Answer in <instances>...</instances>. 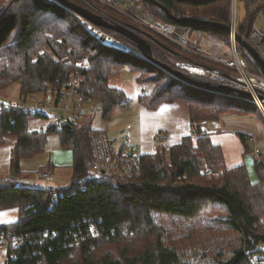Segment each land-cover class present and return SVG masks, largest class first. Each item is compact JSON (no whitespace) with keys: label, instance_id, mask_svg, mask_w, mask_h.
<instances>
[{"label":"trees","instance_id":"16d2710c","mask_svg":"<svg viewBox=\"0 0 264 264\" xmlns=\"http://www.w3.org/2000/svg\"><path fill=\"white\" fill-rule=\"evenodd\" d=\"M71 1L101 9L93 0ZM157 1L175 17L145 0L161 20L229 40L225 27L230 25L232 0ZM258 5L264 18V0ZM246 6L245 17L237 25L242 37L248 36L256 15ZM102 13L110 21L124 23L109 10ZM188 18L218 26L184 21ZM103 29L120 44L98 39L78 14L56 0H0V91L19 81L23 97L61 92L77 69L74 63L85 60L88 68L81 70L78 90L97 101L102 116L110 119L116 106L131 105L125 91L110 84L122 67L129 66L137 82L149 86L139 92L138 102L151 109L164 102H188L192 132L169 148L158 140L155 152L142 154V170L136 176L95 175L88 139L94 128L77 120L63 124L60 130L55 123L45 130L29 129L34 120L46 116L27 115L20 107L3 111L0 143L7 135H15L16 142L10 155V175L0 178V211L17 208L18 217L0 224V231L28 235L21 253L17 251L16 259L9 253L5 264H190L164 239L166 229L160 218L191 220L216 210L207 221L236 234L238 244L212 257V264H243L248 259L246 251L264 243V161L261 154L254 157L258 181H252L245 163L229 167L222 146L212 141L202 120L210 117L205 111L212 112L211 120L223 113L253 114L256 105L239 95L195 86L163 67L158 62L192 79L211 81L178 67L171 58L185 54L159 35L138 29L152 45L156 62L122 33ZM240 50L251 69L261 73L247 51ZM52 131L59 132L61 144L73 152L71 183L38 187L21 182L22 158L42 152ZM237 134L245 157L252 150L249 137ZM206 167L213 172L210 177L203 172ZM140 232L154 233V244L141 251L131 246L117 248L126 236Z\"/></svg>","mask_w":264,"mask_h":264},{"label":"built area","instance_id":"2783aa9c","mask_svg":"<svg viewBox=\"0 0 264 264\" xmlns=\"http://www.w3.org/2000/svg\"><path fill=\"white\" fill-rule=\"evenodd\" d=\"M57 1V0H56ZM87 2V0H81ZM101 9L96 10L88 5L89 10L103 16V9L113 12L119 16L124 23L117 20L110 21L129 28L139 34L141 30L159 35L178 47L187 59L179 60L178 67L185 69L192 74L205 76L216 84H223L235 89L248 92L257 107V111L264 115V74L257 73L251 69L250 64L243 58L241 46L235 38L237 25L240 22L237 18L238 2L245 1L251 11H256L248 38L244 36L259 53L264 61V22L259 23L263 17L262 11H258L259 0H232L229 40L226 41L201 29H194L187 25L174 24L161 20L148 8L145 0H93ZM258 11V12H257ZM81 17V16H80ZM83 24L101 41L109 44H120L116 38L105 31L102 27L95 25L89 20L81 17ZM141 29V30H138ZM124 48V47H123ZM77 68L72 74V79L63 86L61 92L48 91L42 94L27 96L29 100L20 98V101H4L0 97V126L3 124L2 112L20 107L27 115H44L46 119L53 121L61 129L63 124L70 121L82 120L91 110L94 99L85 96L78 90L79 77L82 69L88 68L85 60L74 63ZM52 111L54 117L48 115ZM13 121V120H12ZM11 121V122H12ZM32 127L30 126L29 129ZM130 128V126H128ZM33 129V128H32ZM127 136V131L124 132ZM92 150L91 172L95 175L100 173H116L126 176H136L142 170V153L139 151L140 144L125 138L122 145H115L108 133L101 129H94L88 134ZM157 140H162L160 137ZM42 177L50 180L47 172ZM27 234H11L0 231V251L4 257L0 264H5L9 258H17V251L27 243ZM248 259L243 264H264V243L246 251ZM40 264V263H39Z\"/></svg>","mask_w":264,"mask_h":264},{"label":"rangeland","instance_id":"374dc122","mask_svg":"<svg viewBox=\"0 0 264 264\" xmlns=\"http://www.w3.org/2000/svg\"><path fill=\"white\" fill-rule=\"evenodd\" d=\"M245 1L238 2L237 9V18L238 20H243L245 17ZM264 18L261 16L259 18V23H263ZM247 51V50H246ZM248 53V52H247ZM251 57V55L248 53ZM243 56V55H242ZM244 58V56H243ZM187 59V56L177 57L173 56L171 60L177 64L179 60ZM245 59V58H244ZM253 59V58H252ZM110 84L116 86L127 94V96L132 99V107L128 109L115 108V114L113 112V116L111 119H105L102 116V110L97 101H93L91 107H94L92 113L84 116L80 123L82 125L92 127L94 129H104L108 130V132L114 135L112 128L120 127L121 125H126L127 122L131 120H135V117L132 116L134 110L132 108H136V96L137 94L145 89H149L148 85H141L137 82L136 73L131 70L129 66H124L121 68L120 72L113 76L110 79ZM0 97L4 101H20V83L19 81L12 83L4 90L0 91ZM23 99V98H22ZM29 100L28 98H24ZM135 100V101H134ZM252 106H255L253 100L247 99ZM119 110H127L124 113H121ZM216 112V111H214ZM206 116L213 117L212 112L205 111ZM48 115L54 117L52 111H48ZM210 117H206L202 120V125L206 129L205 131L210 135V132L207 130L206 125L211 121L220 120V124L223 126V121L227 124V121H235V123L239 125H247L249 130L243 131L248 137L250 146L252 148L251 152L241 160V163H245L247 166V171L252 179V176L256 173L254 169V157L261 154L262 159L264 161V121L260 120L258 117L257 111L253 114H233V113H223L217 115V119H209ZM131 118V119H130ZM53 121V118L50 120L47 119H38L33 123L36 126L30 125L35 129H46L50 123ZM132 122V121H131ZM130 122V123H131ZM111 123V124H110ZM113 123V125H112ZM121 129V128H120ZM239 132V131H238ZM237 132V133H238ZM242 132V131H241ZM121 134V133H120ZM118 134L116 137V141L121 142V136ZM211 137V136H210ZM9 138H15L13 135H7L5 142L9 140ZM226 153V161L227 165H233L230 157L234 155L232 150H228L227 146H224ZM261 152V153H260ZM257 154V155H256ZM260 157V156H257ZM233 158V157H232ZM234 160V159H232ZM71 161V162H70ZM57 165L58 169L51 172V181H46L42 177V171L49 169V166L52 164ZM73 164V152L64 147L61 144L60 134L57 131L49 132L47 135V140L45 143V148L42 152L35 154L31 157H24L21 160L20 169L22 171V175L20 177V181L33 184L38 187L44 186H56V187H67L71 183L72 177V167ZM239 165V164H238ZM208 177L213 175L212 170L209 167H206L203 171ZM10 175V164L7 160H5V154L0 149V178H5ZM257 175V174H256ZM258 177V176H257ZM253 181V179H252ZM258 181V180H257ZM264 187V183H262ZM13 210V209H12ZM12 210H7L4 212H0V221L3 223L15 221V215H11ZM219 210L211 211L207 213H202L205 216H199L198 218H194L191 220L185 219H174L170 216L163 215L160 218V224L166 229L165 240L172 245L180 254L181 259L184 262H189L190 264H212V257H216V255L223 251L228 250V248L232 246H236L238 244L236 234L218 227L214 222H208L207 218L210 216L214 217ZM11 212V213H10ZM213 220V219H212ZM155 235L154 233L140 232L136 236H126L125 239L118 242L121 245H117L118 249H122L124 247H132L141 251L146 246H152L154 244ZM113 248V246L111 247ZM103 249H106V245L103 246ZM114 249V248H113ZM112 249V250H113ZM204 255V257H202ZM206 255V257H205ZM4 257V253L0 251V259Z\"/></svg>","mask_w":264,"mask_h":264},{"label":"crops","instance_id":"0c3cea01","mask_svg":"<svg viewBox=\"0 0 264 264\" xmlns=\"http://www.w3.org/2000/svg\"><path fill=\"white\" fill-rule=\"evenodd\" d=\"M138 95L139 93L137 94L135 98L137 106L136 108H132L134 110V113L132 116L135 117V120H131L132 121V122L130 121L131 123L127 122L126 125H121L120 127H117L115 129L112 128L114 135L113 134L111 135L108 132V130L103 129L104 131L108 133L109 137L112 139L115 145L117 146L122 145L126 138L132 142L139 143L140 144L139 151L142 154H150V153L155 152L156 150L158 137H160L162 139L163 144L167 148H169L171 145L178 143L184 136L191 134L192 126H191V121H190V105L188 102H185V101H175L172 103L164 102L158 105L156 108L151 109L138 102ZM132 102L133 101L131 99L130 107L116 106L115 108H119V107L121 109L131 108L133 105ZM115 108L113 110L114 114H115ZM91 110L92 111L90 113L93 112L94 107H92ZM119 111L125 114V111L127 110L125 111L119 110ZM257 113H258V117L260 118V120L262 121L263 119L264 121V115L258 111ZM32 125L35 126V128L37 126L34 123H32ZM128 126H130V128H128ZM223 126L224 127L221 126L220 120H217V121L213 120L207 123L206 128L210 132L212 141L222 146L223 151H224L225 161H226V156H225L226 153H225L224 146L226 145L228 150L233 149L232 151L234 152V155L230 157V160L234 163H232L233 165H228V166L229 167L236 166L241 163V160L243 158V151H244V145L240 137L238 136L237 132L238 131L248 132L249 128L246 124L239 125L235 123L233 119L232 121L231 120L227 121V124L225 123V121H223ZM126 131H127V136H124V132ZM118 134H120L121 136V139H122L121 142L116 141V138H117L116 136ZM13 136L15 138H9V140L6 142H5V139H6V136H5L4 141L0 143V149L2 152H4L5 160H7L9 164H10L11 151L16 142V136L15 135ZM51 164L52 165L49 166V169L42 171L43 173L47 172L50 175L49 181H51L52 179L51 172L55 171V169H58V167H56L57 165L53 163ZM252 179L253 181L258 180L256 173L254 174V176H252ZM7 210L14 211L10 213L11 215L16 214L15 219H17L18 217L17 208L5 209L1 211L4 212ZM0 224H3V222L0 221Z\"/></svg>","mask_w":264,"mask_h":264},{"label":"water","instance_id":"95a60500","mask_svg":"<svg viewBox=\"0 0 264 264\" xmlns=\"http://www.w3.org/2000/svg\"><path fill=\"white\" fill-rule=\"evenodd\" d=\"M57 1L59 3H61L62 5H64L65 7H67L68 9H70L71 11L78 14L79 16L89 20L90 22L94 23L95 25H97L99 27L112 29V30H115L117 32L122 33L127 38H129L130 40L135 42L137 44V46L143 51V53L146 57L158 62L154 58L152 45L149 43V41L146 38H144V37L140 36L139 34H137L136 32H134L133 30L126 28L120 24L110 22V21L106 20L103 16L89 10L88 8H86L84 6H81L77 3H74L71 0H57ZM151 1L154 2L159 8L164 10L170 18H172V19L175 18L174 15L165 6H163L161 3H159L157 0H151ZM184 21L190 22V23H202V24H207V25L215 26V27L218 26V24L216 22H207V21H201V20H196V19H191V18H188ZM225 31L227 32V34H231V32H232L231 26L229 25V26L225 27ZM235 38H236L237 42L239 43V45L242 48H244L245 50H247V52L251 55L253 60L260 67L261 72L264 74V61L260 57L259 53L255 50V48L250 44V42H248L240 34H238V32H236ZM158 63L161 64L166 69L170 70L173 74L177 75L178 77L186 80L187 82H189L191 84H194L195 86H198V87H201L204 89H208V90H212V91H216V92H220V93L232 94V95L235 94V95H239L241 97H244L246 99L252 100V96L246 91L235 89V88H232L230 86L223 85V84H216V83L211 82V81H207V82L198 81V80L192 79L191 77L185 75L183 72H181L179 70H175V69L171 68L168 64L160 63V62H158Z\"/></svg>","mask_w":264,"mask_h":264}]
</instances>
